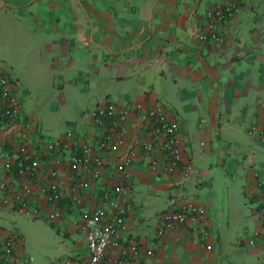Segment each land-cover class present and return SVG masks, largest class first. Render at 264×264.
<instances>
[{"label":"crops","instance_id":"obj_1","mask_svg":"<svg viewBox=\"0 0 264 264\" xmlns=\"http://www.w3.org/2000/svg\"><path fill=\"white\" fill-rule=\"evenodd\" d=\"M216 1L0 0V70L12 77L23 97L31 94V78L62 94L88 91L94 74L127 83L130 89L118 90L116 102L161 103L178 120L183 156L195 167L193 178L186 182L178 171L166 169L159 147L152 152L142 149L149 124L140 113H131L120 125L127 143L138 149L129 168L126 198L131 207L129 233L153 249L142 264H264V199L247 193L254 172H264V143L246 133L252 122L264 124V0H244L222 42L201 41L197 34ZM104 92L99 102L109 100L110 92ZM22 96L21 120L38 148L46 136L36 110L27 108ZM96 104L89 108L79 104V116L70 120L68 130L78 137L96 132L90 120ZM101 155L104 165L99 181H91V198L98 184L100 191L102 185L116 181L118 154L102 150ZM239 157L246 161L242 194L236 185L227 184L233 172L230 166H236ZM61 183L66 193V170ZM225 187L229 193L219 198L217 190ZM159 193L165 195L166 204L152 220L140 210L145 196ZM189 199L204 205L205 215L159 236V213ZM64 202L69 204L68 196ZM0 205L4 209L0 232H6L12 229L8 221L15 211ZM53 223L71 240L67 256L86 252L71 211ZM255 229L261 234L248 244Z\"/></svg>","mask_w":264,"mask_h":264},{"label":"built area","instance_id":"obj_2","mask_svg":"<svg viewBox=\"0 0 264 264\" xmlns=\"http://www.w3.org/2000/svg\"><path fill=\"white\" fill-rule=\"evenodd\" d=\"M244 0H218L207 12L203 28L198 32L201 41L222 42L228 23L242 7ZM138 112L149 124L148 139L142 144L145 152L160 148L169 172L178 171L182 182L195 174L192 161L183 156L178 132L180 125L161 103L144 106L142 103L121 104L112 100L98 102L90 112L96 132L78 137L69 129L62 135L44 137L42 145L34 148L29 132L22 122L23 107L10 75L0 70V203L15 212L33 219L55 222L69 210L73 222L85 238L86 252L77 257L65 256L55 264H142L144 256L153 249L129 233L130 201L129 170L138 149L126 141L120 125L131 113ZM100 129V133H99ZM246 133L264 143V124L252 122ZM102 150L118 154L114 166L116 181L102 185L91 198V181H99L104 159ZM157 160H152V165ZM68 171V190L65 193L61 175ZM248 196L264 199V172L255 171ZM68 196L69 204L64 202ZM264 213V206L261 208ZM205 215V206L192 200L178 208L159 213L156 232L166 231ZM261 234L253 230L247 243L253 245ZM32 256L25 252L23 239L17 230L0 232V264H27Z\"/></svg>","mask_w":264,"mask_h":264},{"label":"rangeland","instance_id":"obj_3","mask_svg":"<svg viewBox=\"0 0 264 264\" xmlns=\"http://www.w3.org/2000/svg\"><path fill=\"white\" fill-rule=\"evenodd\" d=\"M92 85L88 88V91L79 92L77 89L65 90V93L54 92V88L45 82L44 86L36 84L31 77L28 84L31 86V94L27 97H23L19 92L18 96L26 98L23 103L27 108H33L36 110L39 126L41 132L46 137H53L60 131L68 130L72 125L70 120H76L79 116V104L83 108L92 107L96 102L102 100L105 97L104 91L110 92L109 100L117 101V92L122 89H130L127 83H118L115 80L103 79L91 74ZM94 76V77H93ZM100 80V81H99ZM38 85V86H37ZM243 139H249L248 136L240 134ZM246 161L239 157L238 164L236 166H230V172L228 175L227 184L230 183L236 185L239 193L242 194V174L243 164ZM237 171L239 175L236 174ZM228 188L223 190H217L218 197L222 198L229 193ZM215 196V203L220 211V202L217 201V195ZM226 197V196H225ZM145 203L142 206L140 213L145 217L154 220L155 214L166 204V197L163 193L157 195L145 196ZM225 207V205H223ZM3 207L0 205V213L3 214ZM12 218L8 221V226L12 230H17L22 235L24 250L26 253L32 256V260L27 264H55L58 259L67 256L70 252L69 246L71 240L66 236L62 229L55 227L54 223H51L45 219H33L26 217L17 212H12ZM246 222V221H244ZM82 238L81 234H77Z\"/></svg>","mask_w":264,"mask_h":264}]
</instances>
